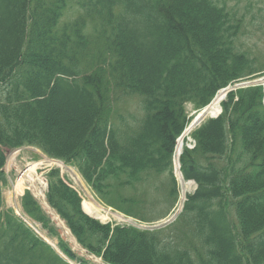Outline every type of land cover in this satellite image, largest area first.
<instances>
[{
  "label": "trees",
  "instance_id": "obj_1",
  "mask_svg": "<svg viewBox=\"0 0 264 264\" xmlns=\"http://www.w3.org/2000/svg\"><path fill=\"white\" fill-rule=\"evenodd\" d=\"M244 34L226 0H0V264H68L5 209L3 148L35 147L74 166L107 206L149 222L151 176L168 174L171 204L177 196L171 162L186 105L199 111L264 71ZM131 99L139 120L120 113ZM262 99L261 87L228 93L220 116L191 133L195 148L183 149L180 166L197 189L174 238L87 217L56 169L47 204L104 264H264ZM21 207L69 261L91 264L29 193Z\"/></svg>",
  "mask_w": 264,
  "mask_h": 264
},
{
  "label": "rangeland",
  "instance_id": "obj_2",
  "mask_svg": "<svg viewBox=\"0 0 264 264\" xmlns=\"http://www.w3.org/2000/svg\"><path fill=\"white\" fill-rule=\"evenodd\" d=\"M248 2L255 3L253 5L252 10L247 12L245 10V6ZM226 3L229 7L232 8L234 12H236L239 16L243 15L245 18V34L244 37L240 39V43L242 44V48L247 49L252 57H257V60L260 62H264V0H226ZM252 17H255L253 20ZM260 27V29H258ZM259 85L263 86L264 88V75L256 80ZM242 84H249L241 83ZM186 111L188 116L193 120V118L197 115L193 107L191 105H186ZM120 113L126 114L129 113L133 115L135 118L136 116L139 117L141 114L140 104L136 99H131L126 102V105L120 108ZM208 117H205V120ZM191 123V122H190ZM36 165L35 170L32 172L27 171L30 165ZM56 165L52 163L50 159L45 157L40 151L35 150L33 148H21L19 150L11 151L6 156V165L4 167V171L7 175V185L3 188V198L5 200L6 206L12 208H17L15 204L19 202L16 200L17 192H15V186L17 180L25 179L26 183L24 187L29 188V184L27 180H31L34 184V189L37 191L35 193L44 194V189L41 188L40 181L45 176L47 169L52 168ZM69 171L64 170L62 172L63 177L66 181L70 183V185L75 188L82 199L88 200V195L90 194L91 197L96 201L100 206L104 207L101 202L97 199V197L92 193V191L85 185L79 174L76 170L72 167L68 168ZM30 173V174H29ZM151 180V179H150ZM82 182V186L80 183ZM169 182V175L164 174L160 177H154L150 181V186L148 187V193L143 197L149 204L146 205L147 211L145 216L150 217V220L153 219L158 214H163L167 210V213L171 211L170 206V196L167 189V184ZM31 189V188H30ZM176 189L178 193V198L180 195H183V190L180 186L177 185L176 182ZM139 190V196L143 195V192ZM32 191V189H31ZM130 194V193H129ZM165 198V200H164ZM90 200V199H89ZM12 208V209H13ZM168 208L170 210H168ZM174 209V206L172 207ZM108 210V209H107ZM108 219L103 221V223H112V224H119V222L111 217L108 216ZM52 221L57 224V221L52 218ZM60 237L69 244L72 250L80 257H87L85 253H83L82 249H77L73 245L74 239L71 235H67L65 233L64 228L58 226ZM183 230V219L179 218L175 224L170 226L169 228L163 230L162 234L166 235L169 238H174L177 234ZM173 234V235H170ZM175 235V236H174ZM75 242V241H74ZM91 263L96 264L95 262L91 261ZM99 263V262H98Z\"/></svg>",
  "mask_w": 264,
  "mask_h": 264
},
{
  "label": "bare ground",
  "instance_id": "obj_3",
  "mask_svg": "<svg viewBox=\"0 0 264 264\" xmlns=\"http://www.w3.org/2000/svg\"><path fill=\"white\" fill-rule=\"evenodd\" d=\"M221 95H219L214 101L213 103L211 104V106L204 112L202 113L199 118L193 122L191 125H190V128L188 127V129L185 131L184 133V136L178 140V142L176 143V147H175V152H174V155H175V160H177L178 156H180L181 152H182V147H183V139L184 137H186V135L192 130L194 129V127L197 126V124L199 123L200 120H202L203 118H205L206 116H216L219 112H220V107H219V103L221 101ZM59 166H61V168L63 169V165L62 164H59ZM35 166H31V169L30 171L33 172V169H34ZM81 182V181H80ZM82 185V182L80 183ZM83 186V185H82ZM17 188L21 191L22 190V179H20L17 183ZM89 197V201H84L82 203V207H83V210L86 214H89L93 217H96V218H99L101 221L103 220H107L108 216H110V212L108 210H105L103 207H101L97 202H95L91 195L89 194L88 195ZM54 217H55V214H53ZM118 218L120 216L116 215ZM55 219H57L55 217ZM60 226L63 228L62 224H60ZM65 233L67 235H69L68 231L65 229ZM73 245L77 248V249H80L76 243L73 241Z\"/></svg>",
  "mask_w": 264,
  "mask_h": 264
}]
</instances>
